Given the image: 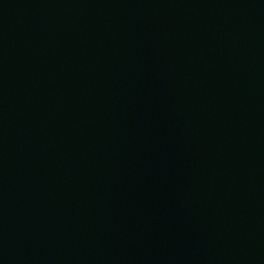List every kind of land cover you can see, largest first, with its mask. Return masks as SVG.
<instances>
[{"label": "water", "instance_id": "obj_1", "mask_svg": "<svg viewBox=\"0 0 264 264\" xmlns=\"http://www.w3.org/2000/svg\"><path fill=\"white\" fill-rule=\"evenodd\" d=\"M0 264H264V0H0Z\"/></svg>", "mask_w": 264, "mask_h": 264}]
</instances>
